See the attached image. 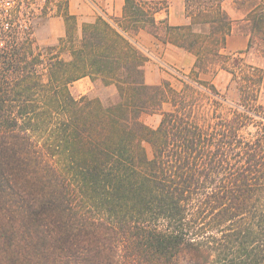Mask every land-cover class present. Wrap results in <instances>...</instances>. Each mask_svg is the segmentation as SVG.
<instances>
[{
  "label": "trees",
  "instance_id": "trees-1",
  "mask_svg": "<svg viewBox=\"0 0 264 264\" xmlns=\"http://www.w3.org/2000/svg\"><path fill=\"white\" fill-rule=\"evenodd\" d=\"M124 1L81 36L68 16L58 49L0 33V264H264V0H183L182 25L158 18L171 0ZM142 30L195 78L147 84ZM220 71L237 102L201 79ZM84 77L115 101L75 98Z\"/></svg>",
  "mask_w": 264,
  "mask_h": 264
},
{
  "label": "crops",
  "instance_id": "crops-1",
  "mask_svg": "<svg viewBox=\"0 0 264 264\" xmlns=\"http://www.w3.org/2000/svg\"><path fill=\"white\" fill-rule=\"evenodd\" d=\"M66 3L63 4V7L59 10L56 6L51 10V17L55 18L63 24V29L59 35L64 37L67 31L66 18L71 16L74 18L78 34L82 35V29L85 24L95 23L100 17L105 19L110 18H121L124 13V0H65ZM172 1V0H171ZM183 0H173L169 4L168 11L162 12L158 15L159 19L167 18L171 25H182L186 23L185 17V4H181ZM136 42L139 47L147 54L149 60L146 63L145 69L150 68L154 62L156 63H166L172 64L175 67V71L179 69L184 74H188L192 71L195 59L194 57L177 48H174L170 45H165L160 42L153 35L147 31H140L136 36ZM248 45V37L245 35H231L227 40V48L231 49L233 52H238L245 50ZM156 52V54H155ZM187 78V76H186ZM83 81L85 85L93 83L89 77H84L74 82L78 84ZM73 84V85H74ZM90 90V89H89ZM89 93V92H88ZM83 94V96H85Z\"/></svg>",
  "mask_w": 264,
  "mask_h": 264
},
{
  "label": "rangeland",
  "instance_id": "rangeland-1",
  "mask_svg": "<svg viewBox=\"0 0 264 264\" xmlns=\"http://www.w3.org/2000/svg\"><path fill=\"white\" fill-rule=\"evenodd\" d=\"M173 0L170 2V4H177V2L172 3ZM65 0H51V4H48L46 6L45 11L41 12L37 10V17L35 18V33L36 38L34 40V51L35 53H38L41 48H48V47H54L59 48L60 47V40L63 38L59 35V32L61 30V26L63 29V24L61 21L59 22L55 18L51 17V10L56 6V4H65ZM181 4H184V1H182ZM225 8L229 12V14L233 18H237V13L235 11V4L233 0H228L225 3ZM21 24H24V20H21ZM1 27V26H0ZM0 29L5 30V27H1ZM238 35V34H234ZM4 44L0 41V47H2ZM245 51V50H242ZM239 52V51H238ZM225 53L231 54V53H237L233 52L231 49L226 48ZM156 54V52H155ZM29 55V58H32V56ZM65 59L69 58L68 54H63ZM247 61L257 64L259 63V59L256 58L254 55L248 54ZM29 62V60H28ZM30 63V62H29ZM151 67L148 69H145V78L146 82L149 85H158L161 84L164 81L169 82L175 89L180 90L184 87V83L188 80L187 78H190L193 80L195 77L193 74H184L181 70L177 69L178 71H175V67L172 64H166L162 62H154ZM37 71H42L41 67L37 68ZM187 76V78H186ZM201 79L203 81L212 82L214 83L217 88L227 97V99L231 102H237L239 99L238 91L235 87V85H232V76L225 72L220 71L216 76L210 74V75H202ZM90 89V90H89ZM89 92V93H88ZM71 93L73 96L77 99H80L83 94L86 93L89 97H101L103 100L107 101L112 100L115 101L116 99V91L114 89H104V88H97L93 84L85 85L83 81L79 82L78 84H74L71 87ZM107 99V100H106ZM165 110L168 109V106H165ZM143 122L148 125L151 128H156L160 121H161V114L160 112L155 114H144L142 117ZM146 148L149 153L152 152V148L149 144H145Z\"/></svg>",
  "mask_w": 264,
  "mask_h": 264
},
{
  "label": "built area",
  "instance_id": "built-area-1",
  "mask_svg": "<svg viewBox=\"0 0 264 264\" xmlns=\"http://www.w3.org/2000/svg\"><path fill=\"white\" fill-rule=\"evenodd\" d=\"M48 4L51 0H0V26L5 27L0 33L15 30L21 39L34 41L36 11H45Z\"/></svg>",
  "mask_w": 264,
  "mask_h": 264
}]
</instances>
